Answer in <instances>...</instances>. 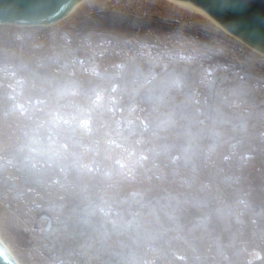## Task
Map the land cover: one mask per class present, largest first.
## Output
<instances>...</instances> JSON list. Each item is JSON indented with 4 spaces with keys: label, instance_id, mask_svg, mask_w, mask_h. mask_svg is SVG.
<instances>
[{
    "label": "trees",
    "instance_id": "1",
    "mask_svg": "<svg viewBox=\"0 0 264 264\" xmlns=\"http://www.w3.org/2000/svg\"><path fill=\"white\" fill-rule=\"evenodd\" d=\"M166 28L97 13L60 31L55 67L14 59L21 94L41 100L45 115L61 114L66 130L89 126L92 138L122 140L135 158L128 177L111 148L67 132L46 139L38 131L28 132L0 162V197L9 205L39 180L57 177L78 190L67 200L41 197L28 220L44 240L40 248L62 264H144L149 253L162 264L172 249L190 245L197 252L174 264H264V245L262 258L249 260L259 247L256 236H264V69H246L240 78L220 55L199 63L164 54L145 62L132 57L120 69L99 65L91 74L80 66L81 60L91 65L90 55L64 43L82 35L144 38L147 29ZM215 65V84L202 85L206 68ZM132 99L144 112L132 108ZM0 100V108H14L4 86ZM91 156L103 174L93 175ZM42 212L50 216L49 230Z\"/></svg>",
    "mask_w": 264,
    "mask_h": 264
},
{
    "label": "built area",
    "instance_id": "2",
    "mask_svg": "<svg viewBox=\"0 0 264 264\" xmlns=\"http://www.w3.org/2000/svg\"><path fill=\"white\" fill-rule=\"evenodd\" d=\"M70 15L62 21L51 25H17V24H0V87L4 86L9 90V96L14 104V108H0V162L5 160L7 152L11 150L13 145L25 140L28 132L36 133L42 131L46 139H59L64 133L61 126L68 123L67 119L61 114H57L54 118L44 114V108L41 100H31L23 96L20 89L23 85L21 78H17L13 70L14 59L28 58L32 61L33 68H43L46 65L55 67L57 65L56 56L61 52L62 40L60 31L64 27L71 29L76 28L77 23L62 24ZM62 24V25H61ZM64 25V26H63ZM199 38V36L197 35ZM228 40H224L219 45H214L213 53L228 58L235 67L239 68L245 60L253 63H261L264 56L244 42L230 34ZM125 40V41H124ZM216 42V41H215ZM65 46L69 50L80 49L92 60L99 58L104 62L108 70L120 69L123 63L132 57H138L140 61L145 62L158 55L157 38L149 39L147 37L140 38L138 36L126 37L123 40L109 39L105 37H91L82 35L77 39L66 37L64 39ZM75 60L74 64L77 65ZM80 66L84 71L93 73L94 67L86 64L85 60L80 61ZM72 74H78L75 69ZM113 100L114 98L111 97ZM98 100H96V103ZM133 109L138 112H144V104L139 103L136 99L130 101ZM1 105V100H0ZM83 136L95 140L98 146H107L117 152L116 163L120 164L121 160L133 157V152L128 146L119 139L111 136L103 135L99 138H92L89 126L85 128ZM71 146V145H69ZM90 169L93 175L103 173L101 162L96 156L89 159ZM212 187L211 184L208 185ZM78 190L71 183L64 182L59 178L48 179L46 181H36L27 185V188L21 191L15 199V204L9 205L6 200L0 199V203L4 205L7 214L13 215L24 233L30 234L33 225L28 220L35 216V204L43 196L57 195L61 199L67 200L75 198ZM9 193V197L11 196ZM255 229V226H252ZM39 231V230H37ZM259 247L250 251V259L255 261L262 258L261 247L264 245V236H256ZM40 248V247H39ZM211 244H208L205 254L211 252ZM254 250L260 252V258L255 259L252 255ZM197 252L194 246H184L171 250V258H164L162 264H174V260H186L190 255ZM157 255L149 253L144 259V264H154ZM214 264H219L215 262Z\"/></svg>",
    "mask_w": 264,
    "mask_h": 264
},
{
    "label": "rangeland",
    "instance_id": "3",
    "mask_svg": "<svg viewBox=\"0 0 264 264\" xmlns=\"http://www.w3.org/2000/svg\"><path fill=\"white\" fill-rule=\"evenodd\" d=\"M97 13H114L134 19L143 18L165 25L166 30L157 33L147 29L144 36L159 40L158 57L166 54L173 60H196L199 63L207 61L211 56L218 55L215 52L213 53L214 45L221 44L224 40H228L227 36H230L204 16L168 0H85L62 24H74L82 17ZM197 35L200 37L198 38ZM91 61V65L94 67V72L91 74H96L99 65L105 67L104 62L99 58ZM217 66L219 65L206 68L205 73L202 75V81H200L202 85L215 84L214 70ZM246 69H264V59L259 64L245 60L243 65L239 68L235 67L233 72L235 76L240 75L241 78L244 76L243 71ZM222 70H226V68L222 67ZM61 130L77 139L83 138V134H85L82 125L78 128L73 127L70 130L69 128L66 130L65 127L61 126ZM132 159L135 158L129 156L120 162V165L125 167V174L128 177L131 175ZM100 174L103 173L98 172V175ZM0 199L4 200L3 197H0ZM6 212L4 205L0 203V240L14 255L19 264H62L59 262V257L51 251L39 248V245L44 241L36 238L40 234L39 231L32 230L30 237H26L23 235L18 220ZM249 260L253 261L250 258Z\"/></svg>",
    "mask_w": 264,
    "mask_h": 264
},
{
    "label": "water",
    "instance_id": "4",
    "mask_svg": "<svg viewBox=\"0 0 264 264\" xmlns=\"http://www.w3.org/2000/svg\"><path fill=\"white\" fill-rule=\"evenodd\" d=\"M82 0H0V24L51 25L66 18ZM213 20L252 49L264 54V0H175ZM39 218L48 220L42 212ZM23 235L28 237L27 233ZM0 264H17L0 240Z\"/></svg>",
    "mask_w": 264,
    "mask_h": 264
},
{
    "label": "bare ground",
    "instance_id": "5",
    "mask_svg": "<svg viewBox=\"0 0 264 264\" xmlns=\"http://www.w3.org/2000/svg\"><path fill=\"white\" fill-rule=\"evenodd\" d=\"M83 1H85V0H82V1H80L73 9H72V11L69 13V15H71L73 12H74V10L83 2ZM168 1H170V2H172V3H175V4H178V5H180V6H183V7H185V8H187V9H190V10H193V9H191L190 7H188V6H186V5H183V4H181V3H179V2H177V1H175V0H168ZM193 11H195V10H193ZM195 12H197V11H195ZM198 13V12H197ZM198 14H200V13H198ZM200 15H202V14H200ZM202 16H204V15H202ZM205 17V16H204ZM205 18H207V17H205ZM207 19H209V18H207ZM211 22H213L214 24H216L217 26H219L220 27V29H222L224 32H227L229 35H230V33L227 31V30H225L222 26H220L219 24H217L216 22H214L213 20H211V19H209ZM262 54V53H261ZM262 56H264V54H262ZM3 246L6 248V250L12 255V257L14 258V260L16 261V259H15V257H14V255L10 252V250L6 247V245L3 243ZM260 258V257H259ZM255 259H258V258H255ZM16 263L17 264H19L18 263V261H16Z\"/></svg>",
    "mask_w": 264,
    "mask_h": 264
}]
</instances>
